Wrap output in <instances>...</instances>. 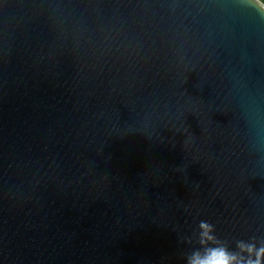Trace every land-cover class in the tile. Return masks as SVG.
Returning <instances> with one entry per match:
<instances>
[{
	"label": "water",
	"instance_id": "95a60500",
	"mask_svg": "<svg viewBox=\"0 0 264 264\" xmlns=\"http://www.w3.org/2000/svg\"><path fill=\"white\" fill-rule=\"evenodd\" d=\"M202 220L264 237V16L0 0V264H186Z\"/></svg>",
	"mask_w": 264,
	"mask_h": 264
},
{
	"label": "clouds",
	"instance_id": "9594fccd",
	"mask_svg": "<svg viewBox=\"0 0 264 264\" xmlns=\"http://www.w3.org/2000/svg\"><path fill=\"white\" fill-rule=\"evenodd\" d=\"M246 6L254 7L257 15L264 16V0H244ZM215 226L200 221L198 233L194 234L199 245L186 255V264H264V237L252 236L249 240L235 241L232 250L227 240L220 239ZM191 244L193 237L188 238Z\"/></svg>",
	"mask_w": 264,
	"mask_h": 264
}]
</instances>
